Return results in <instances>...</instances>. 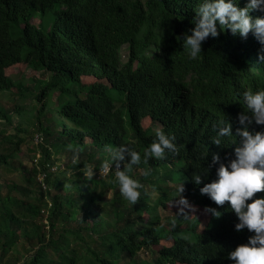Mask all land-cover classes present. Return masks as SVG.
Here are the masks:
<instances>
[{
    "label": "trees",
    "instance_id": "1",
    "mask_svg": "<svg viewBox=\"0 0 264 264\" xmlns=\"http://www.w3.org/2000/svg\"><path fill=\"white\" fill-rule=\"evenodd\" d=\"M199 2L0 0V94L14 88L21 98L31 97L34 130L48 145L39 144L41 160L28 183L34 191L1 183L0 174V264H234L228 253L254 233L237 231L229 203L215 204L200 188L216 179L214 153L220 162L234 158L238 114L246 110L242 94L264 88V43L251 31L245 38L217 23L219 35L209 36L202 53L190 59L183 34L195 27ZM246 3L238 0L239 7ZM250 15L264 17V11ZM20 64L45 79L17 87L5 70ZM227 118L234 136L216 145L212 138ZM0 119L10 122L2 109ZM161 128L176 137L179 151L144 162ZM249 129L264 131V125L253 122ZM120 144L142 157L129 173L143 185L135 204L120 192L117 162L110 173L99 174L102 162L111 159L107 146ZM60 151L68 163L53 169L51 154ZM7 158L0 154V168ZM128 159L119 162L120 170ZM136 168H151L152 178ZM173 175L183 180V192L170 182ZM149 190L166 191L158 197L163 207L188 201L185 207L204 220L184 210L160 226L157 207L150 211ZM261 196L264 191L253 198Z\"/></svg>",
    "mask_w": 264,
    "mask_h": 264
},
{
    "label": "clouds",
    "instance_id": "2",
    "mask_svg": "<svg viewBox=\"0 0 264 264\" xmlns=\"http://www.w3.org/2000/svg\"><path fill=\"white\" fill-rule=\"evenodd\" d=\"M254 10L264 11V0H247L244 7L238 6V0H200L195 9V27L190 29L191 34L184 33V47L190 59L197 58L202 53V42L209 36L219 35L217 23L223 28L231 30L232 34L247 37L251 31L264 43V17H253ZM259 61L264 63V53L259 55ZM245 111L238 114L241 127L236 128L235 137H239V144L234 149V158L227 163L220 162L218 153L212 155V163L219 162L216 169V179L204 184L200 192L207 194L217 205L229 203L231 210L238 218L235 229L240 231L247 228L254 234L248 241L237 245L228 253L234 264H264V196L254 197L255 193L264 191V131H252L249 126L255 122L264 125V88L253 90L248 88L242 94ZM233 127L229 119L221 120L217 126L216 135L212 143L221 145L224 137H232ZM174 135L167 134L162 128L157 130L156 138L146 149L143 157L147 162L149 157L164 159L168 152L177 153L178 145ZM111 159L102 162L105 174L111 172L113 161L117 162L115 176L121 194L128 201L135 204L141 196V182L134 179L129 173L134 165L141 163L140 152L127 144L108 145ZM128 156L127 166L120 170L119 162ZM207 151L204 153V157ZM87 176H94V167L85 165ZM151 168L143 170V176L151 175ZM201 175L196 174L194 180L201 182ZM180 192L184 191V183L179 179ZM186 201V200H185ZM251 201V202H249ZM205 211L214 217H220L221 212L214 207H206Z\"/></svg>",
    "mask_w": 264,
    "mask_h": 264
},
{
    "label": "rangeland",
    "instance_id": "3",
    "mask_svg": "<svg viewBox=\"0 0 264 264\" xmlns=\"http://www.w3.org/2000/svg\"><path fill=\"white\" fill-rule=\"evenodd\" d=\"M33 23L38 25L40 23V19H33ZM121 56L122 61H126V47L122 48ZM5 75L11 78L17 87H23L22 89L30 87L34 84V82L45 79L44 74L30 69L26 66V64H20L6 69ZM17 90L18 89L12 88L10 91L0 94V109H2L10 117V122L0 119V154H5L8 157V165L0 168L1 183L7 185L15 184L22 186L27 190L34 191L33 187L28 185V183L32 180L35 169H38L39 162L41 160L39 144L42 142L45 147L48 145L47 142L41 141V134L38 135V132L34 130L33 127L36 125V109L33 107L35 102L31 100V97L21 98L17 93ZM44 116H46V114ZM46 117L49 118V115ZM51 118H53L54 121L57 120V117H54V115H51ZM42 124L44 126L46 125L44 118L42 119ZM51 156L55 162L52 166L53 169H56L57 167L63 168L68 163V160L62 151L58 152L56 155H53L52 153ZM122 165L123 169H125L126 165ZM134 172L141 174L143 171L136 168ZM152 176L153 175L151 174L149 178H152ZM173 179L174 180L170 182L176 181L179 183L178 175H173ZM168 182L169 181H160L159 184L162 186H168ZM147 192L149 194L148 201L151 206L150 211H154L157 207L156 213L159 218L158 223L160 226L162 225V227H165L166 218L178 216V213H181V211L184 210H187L190 217L197 213V215H201V213L197 212V210L195 211L194 207L190 205L185 207V205H188L189 202L182 199H176L173 202L166 204L165 207L159 205L158 197L160 195H164L166 191L159 192V195L153 190H149ZM110 198L111 192L109 191L105 200L108 201ZM150 200L152 202H150ZM200 218L201 221L204 220L202 215Z\"/></svg>",
    "mask_w": 264,
    "mask_h": 264
},
{
    "label": "built area",
    "instance_id": "4",
    "mask_svg": "<svg viewBox=\"0 0 264 264\" xmlns=\"http://www.w3.org/2000/svg\"><path fill=\"white\" fill-rule=\"evenodd\" d=\"M119 168H120V166H119ZM121 169V168H120ZM116 170H117V166L114 168V171L116 172ZM99 174H101V175H105V173L103 172V170H100L99 171Z\"/></svg>",
    "mask_w": 264,
    "mask_h": 264
}]
</instances>
